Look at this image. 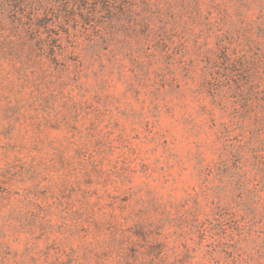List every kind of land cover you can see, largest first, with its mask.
Masks as SVG:
<instances>
[{"label": "rangeland", "instance_id": "1", "mask_svg": "<svg viewBox=\"0 0 264 264\" xmlns=\"http://www.w3.org/2000/svg\"><path fill=\"white\" fill-rule=\"evenodd\" d=\"M0 264H264V0L0 6Z\"/></svg>", "mask_w": 264, "mask_h": 264}, {"label": "trees", "instance_id": "2", "mask_svg": "<svg viewBox=\"0 0 264 264\" xmlns=\"http://www.w3.org/2000/svg\"><path fill=\"white\" fill-rule=\"evenodd\" d=\"M29 4V0H0V6L3 8H9L11 12L23 13L25 6Z\"/></svg>", "mask_w": 264, "mask_h": 264}]
</instances>
